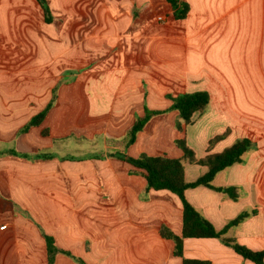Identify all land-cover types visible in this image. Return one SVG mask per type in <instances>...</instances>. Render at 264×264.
Listing matches in <instances>:
<instances>
[{
  "label": "crops",
  "instance_id": "1",
  "mask_svg": "<svg viewBox=\"0 0 264 264\" xmlns=\"http://www.w3.org/2000/svg\"><path fill=\"white\" fill-rule=\"evenodd\" d=\"M46 1L50 23L37 0H0V228L6 226L0 264H49L45 236L61 251L53 264H182L174 242L160 235L163 225L181 235L180 199L146 191L145 178L128 162L72 154L84 148L62 142L105 134L112 119L124 126L109 132L115 139L145 104L166 110L168 95L198 91H207L210 101L192 125H208L213 136L229 132L216 151L242 137L256 148L238 165L241 176L232 175L236 165L222 183L221 174L214 180L216 187L242 188L237 201L205 186L186 197L217 229L256 210L225 236L264 251V0H183L190 11L182 20L166 0ZM55 88L44 122L20 134ZM149 124L134 143L141 152L132 157L157 155L160 123L147 135ZM143 135L150 147L141 144ZM184 256L256 264L215 238L185 239Z\"/></svg>",
  "mask_w": 264,
  "mask_h": 264
},
{
  "label": "trees",
  "instance_id": "2",
  "mask_svg": "<svg viewBox=\"0 0 264 264\" xmlns=\"http://www.w3.org/2000/svg\"><path fill=\"white\" fill-rule=\"evenodd\" d=\"M42 6L46 21H52V13L46 0H37ZM174 12V18L177 20L185 19L190 11V6L183 0H166ZM57 88L53 90L51 101L37 115H35L19 133H26L31 127L40 126L46 119L49 111L54 107L56 102ZM167 98L172 102L171 106L166 110H151L145 107L143 116L137 117L132 124L126 146L134 144L138 134L142 132L145 126L156 116L164 115L171 111L179 113V119L176 127L183 130L185 126L193 123L195 114H203L209 104L210 94L207 91H198L194 93H184L177 96L168 95ZM225 132L215 136L210 140L209 145H213L228 135ZM44 136H48L47 129L42 131ZM177 145L182 149V156L173 158L166 153L157 155L140 154L132 157L124 154L112 153L108 157L128 162L137 171L132 173L141 174L146 180V191H169L175 194L182 203V233L180 236L175 235L173 231L166 225L160 228V235L163 238L170 239L174 242V255L182 258V264H212L210 260L186 258L184 256L185 239H222L224 244L232 248L237 254L243 258L250 260L256 264H264V251H254L250 248L238 243L233 238L225 235L232 227L239 226L243 221L256 213V210L244 211L235 219L231 220L223 229H217L208 219H206L187 199L186 191L199 186H205L220 193H223L230 199L237 201L243 194L242 188L237 186L216 187L213 182L216 176L232 167L235 164L245 162L246 154L252 152L256 148V143L250 138H239L223 151L218 153H208L204 158L197 159L194 151L186 145L185 140H178ZM210 150V149H209ZM207 152H210V151ZM5 153L21 158L30 159L31 156L26 153H20L16 149H8ZM41 159H51L55 156L51 153H40L37 155ZM93 158V157H91ZM102 159L103 157H96ZM196 163L206 168V172L197 180L188 182L185 178L184 162ZM47 241L49 264L54 263L57 253L61 252L55 245L54 239L45 236ZM68 255L70 253L64 252ZM80 264H86L78 259Z\"/></svg>",
  "mask_w": 264,
  "mask_h": 264
},
{
  "label": "rangeland",
  "instance_id": "3",
  "mask_svg": "<svg viewBox=\"0 0 264 264\" xmlns=\"http://www.w3.org/2000/svg\"><path fill=\"white\" fill-rule=\"evenodd\" d=\"M171 104L172 102H166L164 105L166 106L168 105L169 107L171 106ZM144 107H147L148 109H150L147 104H145ZM167 115L168 114H166L164 117L159 118V119L151 120L150 124L147 127L148 130H145V134H147V131L149 132V130L152 129V127L155 126V124L160 123L158 124V128H156L158 140L156 142V145H154L156 147L154 148V152H156L157 154L166 153L170 157H175L177 155H180L181 157L183 152L176 142L178 140H185L186 145L194 151L195 157L197 159L204 158L206 155H208V153H218V151H216V145L219 142L213 145H209L210 140L213 139L215 136L211 134L212 129L208 125H205L202 123H198L197 125L189 124L185 126L183 130H179L176 127L177 121L180 120L179 117L174 119L172 116L169 117ZM136 119L137 118H135V120ZM122 125L123 124H120L119 120L112 119V120H109V124H107V127L110 129V130L108 129L109 132L114 131V130L116 132H122L123 131L122 129L124 127ZM129 131L130 129H126L123 132L124 134H120V136L119 135L116 136L115 139H111V137L109 136L110 133L106 131L105 134L93 136L91 139L86 137V141H82L81 143L76 142L75 137L72 136L71 139H69L68 141L65 140L64 142H62V145L68 146V148L73 149V150L82 146V148H84L82 149L83 151L75 150V151H72V154L74 153L78 154L79 152H81V153H86V155H90V157H93V158L103 157L102 159H111L108 156L115 152L117 154H124V155L126 154L128 156H136L141 152L139 151V148L135 146L134 144L128 147L126 146V141L128 140ZM142 132H144V130ZM141 138H142V141H144V143H141L143 146H149V147L151 146L149 143V140L147 141L146 135H143ZM6 147H9V145H6ZM208 150L210 152H207ZM145 153L149 155L148 151H146ZM245 162L242 164H235L232 166L234 167L237 165L236 167L232 169V172H233L232 175L234 178H236L237 176H241L242 167H238V165L242 166L245 164ZM184 165H185V178L186 180H188V182H193L204 174L205 168L201 165H198L194 162L190 163L188 161H185ZM232 167L228 168L225 172L223 171L224 173L220 172L218 174V175L221 174L218 179V182L220 183L223 182L222 178H225L229 174V171ZM189 180H192V181H189Z\"/></svg>",
  "mask_w": 264,
  "mask_h": 264
},
{
  "label": "built area",
  "instance_id": "4",
  "mask_svg": "<svg viewBox=\"0 0 264 264\" xmlns=\"http://www.w3.org/2000/svg\"><path fill=\"white\" fill-rule=\"evenodd\" d=\"M5 227H6V226H2L0 229H1V230H4Z\"/></svg>",
  "mask_w": 264,
  "mask_h": 264
}]
</instances>
